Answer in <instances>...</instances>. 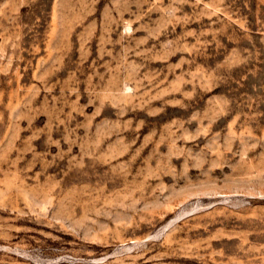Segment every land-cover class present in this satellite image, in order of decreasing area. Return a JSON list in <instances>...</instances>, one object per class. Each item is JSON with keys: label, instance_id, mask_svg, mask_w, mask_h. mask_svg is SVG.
Segmentation results:
<instances>
[{"label": "rangeland", "instance_id": "rangeland-1", "mask_svg": "<svg viewBox=\"0 0 264 264\" xmlns=\"http://www.w3.org/2000/svg\"><path fill=\"white\" fill-rule=\"evenodd\" d=\"M0 264H264V0H0Z\"/></svg>", "mask_w": 264, "mask_h": 264}, {"label": "bare ground", "instance_id": "bare-ground-1", "mask_svg": "<svg viewBox=\"0 0 264 264\" xmlns=\"http://www.w3.org/2000/svg\"><path fill=\"white\" fill-rule=\"evenodd\" d=\"M164 228H166V226H165ZM163 232H164V231H163Z\"/></svg>", "mask_w": 264, "mask_h": 264}]
</instances>
